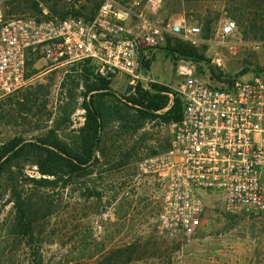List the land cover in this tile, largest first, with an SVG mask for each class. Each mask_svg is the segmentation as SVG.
Listing matches in <instances>:
<instances>
[{"label": "rangeland", "instance_id": "obj_1", "mask_svg": "<svg viewBox=\"0 0 264 264\" xmlns=\"http://www.w3.org/2000/svg\"><path fill=\"white\" fill-rule=\"evenodd\" d=\"M93 7L92 0H0V18L43 12L88 16ZM159 13L199 26L202 38L211 42L190 45L202 57L190 59L197 75L211 80L249 78L254 69L264 66V0H162ZM226 20L237 25L233 36L225 39L231 47L217 44ZM255 43L260 44L258 50ZM177 60L164 45L159 46L149 69L141 72L145 79L139 81L140 88L158 83L174 91L179 81ZM73 65L46 70L41 62H30L27 86L0 100V140L31 139L46 132L64 100L61 82L68 74L75 75ZM127 81L113 80L109 90L122 98L133 92ZM83 114L78 108L72 115V128L82 124ZM161 123L147 122L132 132L110 121L98 145L100 162L89 169L85 180V186L101 198L81 195L78 182L68 191L54 192L52 204L33 197L48 216L28 228L30 238L18 224L8 183L1 179L0 264H107L117 248L135 241L149 251L137 264H264V216L229 213L218 194H205L196 234L160 233L158 176L144 171L140 163L170 148V133Z\"/></svg>", "mask_w": 264, "mask_h": 264}, {"label": "built area", "instance_id": "obj_2", "mask_svg": "<svg viewBox=\"0 0 264 264\" xmlns=\"http://www.w3.org/2000/svg\"><path fill=\"white\" fill-rule=\"evenodd\" d=\"M92 1L88 16L0 18V100L27 86L32 60L46 70L87 61L106 81L127 78L135 95L145 79L144 62L168 37L191 46L211 43L199 26L159 13L162 0ZM236 29L234 20H226L217 44L231 47L225 39ZM176 75L182 117L161 123L170 133V148L140 163L158 176L160 233L196 234L209 193L218 194L229 213L264 216V66L249 78L211 80L197 75L190 59L179 58ZM169 96L162 111L172 104Z\"/></svg>", "mask_w": 264, "mask_h": 264}, {"label": "trees", "instance_id": "obj_3", "mask_svg": "<svg viewBox=\"0 0 264 264\" xmlns=\"http://www.w3.org/2000/svg\"><path fill=\"white\" fill-rule=\"evenodd\" d=\"M164 49L177 59H202L194 48L173 37L167 38ZM151 62H144L145 69H149ZM71 69L75 75L68 74L61 82L64 100L59 103L58 113L46 132L31 139L19 136L0 140V180L8 183L10 202L16 211L18 224L25 232L48 216L33 202V197L41 201L49 199V204H52L54 192L68 191L78 182L83 190L81 195L101 198L99 192L85 186V180L89 169L100 162L98 145L101 133L110 121L136 132L147 122L169 123L182 117V101L167 86L152 83L150 90L138 86L135 95L131 92L118 98L109 90L110 82L96 76L87 61L75 63ZM170 93L173 94L172 104L162 111L169 104ZM78 98L82 99L80 103ZM78 108L84 111L83 122L72 128V115ZM27 169L33 173H27ZM26 234L32 237V231ZM148 252L146 245L135 241L117 248L107 264L113 261L116 264H137Z\"/></svg>", "mask_w": 264, "mask_h": 264}]
</instances>
